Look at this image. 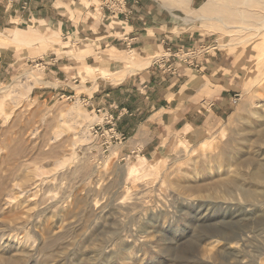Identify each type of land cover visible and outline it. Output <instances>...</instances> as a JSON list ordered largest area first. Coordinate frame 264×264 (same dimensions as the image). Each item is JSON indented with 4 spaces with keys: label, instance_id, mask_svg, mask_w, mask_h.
<instances>
[{
    "label": "rangeland",
    "instance_id": "374dc122",
    "mask_svg": "<svg viewBox=\"0 0 264 264\" xmlns=\"http://www.w3.org/2000/svg\"><path fill=\"white\" fill-rule=\"evenodd\" d=\"M190 1L162 0L173 15L170 42L191 40L186 48L169 46L171 55L132 47L85 61L79 46L62 41V52L50 59L63 56L77 64L78 82H68L74 89L69 93L58 71L52 79L43 61L34 60L53 46L49 35L33 25L27 32L6 30L21 29L19 21L7 23L30 0H0V53L11 49L15 64L0 62V264H178L197 253L218 256L220 245L212 248L205 240L214 233H250L255 248L262 249L264 186L253 174L264 175V29L256 24L264 20V0H201L196 11ZM80 3L83 9H117L113 0ZM204 3L207 11L200 10ZM214 45L216 50L203 53ZM194 51L198 69L179 60ZM162 57L166 70L179 64L200 72L209 62L231 68L234 109L214 132L165 139L148 163L140 157L121 161L109 147L125 136L108 137L112 118L89 105L83 93L104 87L100 83L108 90L152 66L160 69L155 63ZM42 86L55 95L39 97ZM225 179L238 181L230 196L215 188ZM215 258L217 264L234 263L224 252ZM258 263L264 264L263 255Z\"/></svg>",
    "mask_w": 264,
    "mask_h": 264
},
{
    "label": "crops",
    "instance_id": "0c3cea01",
    "mask_svg": "<svg viewBox=\"0 0 264 264\" xmlns=\"http://www.w3.org/2000/svg\"><path fill=\"white\" fill-rule=\"evenodd\" d=\"M81 1L30 0L28 9L15 11L14 18L11 17L10 23H7L14 26L19 21L21 29L17 26L6 29L27 32L25 28L30 29L33 25L40 34L49 35L47 38L53 46L34 60L43 61L42 65L52 79L60 73L55 79L70 88L69 93L74 90L69 84L73 80L75 84L78 82L77 64L63 56L50 59L55 51L62 52V41L79 46L85 61L95 54L120 49L126 51L132 47L146 52L163 50L169 54V51L174 52L176 48H186L191 44L189 39L177 44L170 42L166 34L173 15L162 0H113L117 9L111 6L83 9ZM75 3L80 7H75ZM200 3L201 0H191V10L196 11ZM9 53L12 56L7 57ZM13 57L11 49L2 51L0 62L8 59L10 61L5 64L12 67L15 65L11 63ZM164 67L158 69L152 66L139 71L108 90L105 89L106 83H100L104 87L91 94L83 93L89 105L112 118L108 137L125 136L121 142L112 140L109 147L120 156L121 161L128 157L148 160L156 154L162 141L176 135L184 136L192 131L214 132L234 109L236 75L223 63L209 62L200 72L184 71L179 64L174 65L177 67L174 72ZM45 82L51 83L52 80ZM38 88L41 90L37 94L39 97L55 95L50 86ZM66 88L63 90H68Z\"/></svg>",
    "mask_w": 264,
    "mask_h": 264
},
{
    "label": "bare ground",
    "instance_id": "6f19581e",
    "mask_svg": "<svg viewBox=\"0 0 264 264\" xmlns=\"http://www.w3.org/2000/svg\"><path fill=\"white\" fill-rule=\"evenodd\" d=\"M175 2H177L179 5H182L184 2H185V0H174ZM217 1V0H216ZM215 1V2H216ZM232 1H234V0H232ZM245 1H249L250 2V0H244V2ZM235 2V1H234ZM239 2V1H238ZM210 3V2H209ZM211 3H212V1H211ZM229 3H230V1H229ZM240 3V2H239ZM248 3V2H247ZM252 3V2H251ZM233 4V3H232ZM242 4V3H241ZM261 6V5H260ZM262 6H264V5H262ZM261 6V7H262ZM234 7V6H233ZM260 7V8H261ZM207 9H208V6H207V4L206 3H204V5L201 7V11H207ZM213 10V9H212ZM229 10H231V9H229ZM258 10V9H257ZM260 10H264L263 8L262 9H260ZM246 12H250V11H246ZM255 13H256V10L254 11ZM263 11H261V13H262ZM235 13V12H234ZM251 13H252V11H251ZM258 13V12H257ZM256 13V14H257ZM263 14V13H262ZM202 15V14H201ZM207 15V14H206ZM224 15V14H223ZM226 15V14H225ZM236 15V14H235ZM245 15V14H244ZM258 15V14H257ZM229 16V15H228ZM231 16V15H230ZM241 16H242V14H241ZM252 16V15H251ZM177 17V16H176ZM199 17V16H198ZM210 17V16H209ZM224 17V16H223ZM232 17V16H231ZM254 17V16H253ZM226 18V17H225ZM242 18V17H241ZM255 18V17H254ZM257 18V17H256ZM176 19V18H175ZM200 19H209V18H207V16H201V18ZM244 19V18H243ZM258 19H260V18H258ZM261 19H262V17H261ZM260 19V20H261ZM246 20V19H245ZM221 21H224V20H221ZM253 21V20H252ZM262 21H264V20H262ZM262 21H261V23H259L258 21H256V22H258V23H256V24H261L262 26L260 27L259 25V29H260V31H261V29H264V24L262 23ZM245 23H246V21H245ZM255 23V22H254ZM240 26V27H239ZM257 26V27H258ZM229 28L231 27V28H234V27H236L235 25H233V26H228ZM245 26H241V25H238V28H240V30L242 29V28H244ZM248 26H246V28L245 29H247L248 30V28L249 29H252V27L250 28V27H248ZM237 28V29H238ZM254 28V27H253ZM257 31H259L258 29H256ZM109 75V74H108ZM264 137V136H263ZM14 153V152H13ZM20 153V152H19ZM15 154V156H17L18 155V152H15L14 153ZM19 157V156H18ZM22 157V156H21ZM20 157V158H21ZM109 159V158H108ZM160 159V158H159ZM161 160V159H160ZM159 160V161H160ZM159 161L158 160H156L154 163H152V166H155V165H157V164H159ZM142 162L143 163H148L149 161L148 160H146V159H144V158H142ZM23 163H25V162H23ZM22 163V164H23ZM19 165V164H18ZM22 166V165H21ZM25 166V165H24ZM27 166V165H26ZM258 167H260V166H258V165H255L254 166V169H256V168H258ZM26 168V167H25ZM156 168H157V166H156ZM128 170V169H127ZM152 170V169H151ZM129 172L127 173V174H129V176H133L134 175V173L136 172V167H133V168H130L129 170H128ZM254 177H256V183H258V184H260V185H263L264 186V175L262 174V173H259V172H255L254 174ZM237 183H238V181H233V180H227V179H225V180H223V181H220V182H217V185H215V188L216 189H218L220 192H224L225 194H229V196L232 194V191L234 190V188H235V186L237 185ZM255 188V187H254ZM222 189V190H221ZM218 193V192H217ZM219 194V193H218ZM249 197V196H248ZM252 197V196H251ZM219 198H221L220 196H219ZM223 198V197H222ZM65 199V198H64ZM217 199V198H216ZM76 200H77V204L79 205V200H80V198H79V196L78 197H76ZM227 200V199H226ZM227 202V201H226ZM226 204V203H225ZM264 204V203H263ZM201 205V204H200ZM226 206V205H225ZM259 207V206H258ZM260 209V208H259ZM249 212V211H248ZM249 214V213H248ZM244 231V230H243ZM258 232V231H257ZM214 233V232H213ZM246 234V233H245ZM242 235V234H241ZM262 235V234H261ZM253 236V235H252ZM251 235H250V233L249 234H246L245 236H243V237H229V236H227V235H225V234H219V233H214V234H212V235H210V236H208V237H206V239L205 240H207V243H208V246L210 245V247L212 246V248H213V246L215 245V244H219L220 245V249H221V252H217V255L218 256H220V254L221 253H226V254H230V255H232V257H233V259H234V263H227L228 261H217L218 262V264H249V263H256V264H259L258 263V259L260 260V257L263 255L264 256V237H263V241H262V244H263V247H262V249L261 250H258V248H255V245H254V243H253V241H254V239H253V237H252ZM260 236V235H259ZM264 236V235H263ZM160 237V236H159ZM209 241V242H208ZM261 246V245H260ZM250 249H252V251H250ZM254 251H257L258 252V254H256V253H254ZM199 255H201V253L200 254H198L197 253V255H195V256H186V257H183L180 261H179V263L178 264H217L216 263V260H217V258H215V257H218V256H212V257H209L208 259H205V258H201V257H199ZM202 256H203V254H202ZM206 256V255H205ZM207 258V257H206ZM224 260H226V259H224ZM261 264H263V263H261Z\"/></svg>",
    "mask_w": 264,
    "mask_h": 264
},
{
    "label": "built area",
    "instance_id": "2783aa9c",
    "mask_svg": "<svg viewBox=\"0 0 264 264\" xmlns=\"http://www.w3.org/2000/svg\"><path fill=\"white\" fill-rule=\"evenodd\" d=\"M217 47L214 45V46H208L205 48V50L203 49V53L205 52H211V51H214L216 50ZM198 52H189L188 54L185 55V57H183V59L181 60V56H179V60L180 62H182L183 64L186 63L188 66H190L189 68H192L194 67L195 69H198L199 68V62H198ZM178 56V55H177ZM163 58V57H162ZM165 59H160V60H156L157 62L155 64H157L158 62L160 63V61H164ZM165 66L164 63H160V67H163ZM171 72H174L177 70V67L176 68H169Z\"/></svg>",
    "mask_w": 264,
    "mask_h": 264
}]
</instances>
